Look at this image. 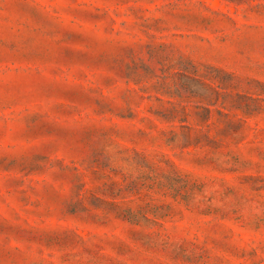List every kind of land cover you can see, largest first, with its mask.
Here are the masks:
<instances>
[{
  "label": "rangeland",
  "instance_id": "374dc122",
  "mask_svg": "<svg viewBox=\"0 0 264 264\" xmlns=\"http://www.w3.org/2000/svg\"><path fill=\"white\" fill-rule=\"evenodd\" d=\"M0 264H264V0H0Z\"/></svg>",
  "mask_w": 264,
  "mask_h": 264
}]
</instances>
